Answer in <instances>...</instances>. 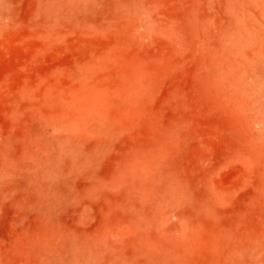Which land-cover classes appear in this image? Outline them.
Segmentation results:
<instances>
[{"label": "rangeland", "instance_id": "1", "mask_svg": "<svg viewBox=\"0 0 264 264\" xmlns=\"http://www.w3.org/2000/svg\"><path fill=\"white\" fill-rule=\"evenodd\" d=\"M7 1L0 264H259L264 122L233 35L264 0H66L52 24Z\"/></svg>", "mask_w": 264, "mask_h": 264}, {"label": "bare ground", "instance_id": "2", "mask_svg": "<svg viewBox=\"0 0 264 264\" xmlns=\"http://www.w3.org/2000/svg\"><path fill=\"white\" fill-rule=\"evenodd\" d=\"M86 1H84V4L86 5L90 4L92 1L96 2L95 0H92L91 2L90 0H86ZM73 3L74 1L73 2L71 1L70 6ZM68 4L66 0H44V2L40 5L41 7L40 10H42L40 11V13L43 14V19L45 15L44 24L46 21L51 23L53 20H54L53 22L55 21L59 22V19L61 20V18L64 17L66 15V12L69 10ZM84 4L83 6L85 8ZM8 5L9 7H7ZM81 6L82 5H80V7ZM72 7L70 8L72 9ZM8 8H10L9 1L0 0L1 22L2 20L4 21L5 19H8L10 17V11ZM71 9L69 10V12L71 11ZM247 11L249 12L248 9ZM247 11H242L241 14H239L238 24L236 26L235 33L233 35L236 40L240 57L242 60L239 62L237 70L240 71V74H242L245 77L246 80L245 85L247 86L246 89L249 90L250 92L251 103L253 108L255 109V112L257 113L258 119L259 120L262 119L264 122V22L260 19H257L256 17L251 16L250 14L251 11L249 13ZM78 13H81V11L80 12L78 11ZM75 16H77V13ZM40 23L41 21L39 22V24ZM50 23H46V24H50ZM259 264H264V255L262 254L259 255Z\"/></svg>", "mask_w": 264, "mask_h": 264}]
</instances>
